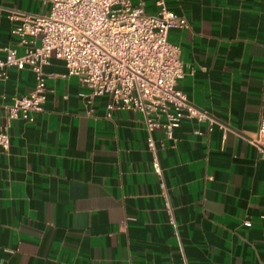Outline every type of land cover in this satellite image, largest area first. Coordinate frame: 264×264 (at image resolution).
Listing matches in <instances>:
<instances>
[{
  "label": "crops",
  "instance_id": "0c3cea01",
  "mask_svg": "<svg viewBox=\"0 0 264 264\" xmlns=\"http://www.w3.org/2000/svg\"><path fill=\"white\" fill-rule=\"evenodd\" d=\"M143 2L154 14L153 0ZM164 2L188 22L167 33L185 62L178 89L232 131L184 118L165 139L135 111L106 117L108 97L90 98L53 57L42 67L51 75L41 110L7 120L2 104L34 83L29 69L9 68L0 82L9 137L0 149V264H264V153L240 136H254L264 117V0ZM48 8L0 0V57L17 40L10 12Z\"/></svg>",
  "mask_w": 264,
  "mask_h": 264
},
{
  "label": "built area",
  "instance_id": "2783aa9c",
  "mask_svg": "<svg viewBox=\"0 0 264 264\" xmlns=\"http://www.w3.org/2000/svg\"><path fill=\"white\" fill-rule=\"evenodd\" d=\"M46 13L12 11L15 21L10 32L16 37L14 46L4 48L0 57V82L8 77V69H29L33 87L24 95H12L2 104L7 120L21 118L32 121L40 111L47 89L42 67L51 57L62 62L63 76H74L88 89L89 97L106 95L105 116L114 110H132L142 117L145 130L159 128L165 139H173V131L184 118L206 123V132L217 126L222 132L232 129L206 111L196 108L177 87L184 75L185 62L178 45L167 41L170 29L188 26L185 17L170 11L164 0H153L155 13L143 9V0H44ZM5 97L0 95V100ZM7 124L0 126V149L6 151L9 137ZM201 134L200 131H196ZM240 135V134H239ZM244 140L264 153V117L260 118L254 136ZM151 153L153 171L160 169L151 137L146 140ZM164 210L173 223L171 208L160 180ZM249 226V221L242 223ZM182 264H187L183 260Z\"/></svg>",
  "mask_w": 264,
  "mask_h": 264
}]
</instances>
